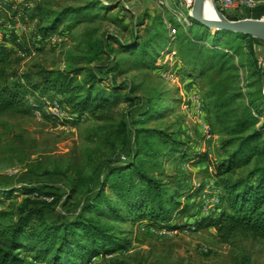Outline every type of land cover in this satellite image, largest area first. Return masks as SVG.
Masks as SVG:
<instances>
[{"label":"trees","instance_id":"1","mask_svg":"<svg viewBox=\"0 0 264 264\" xmlns=\"http://www.w3.org/2000/svg\"><path fill=\"white\" fill-rule=\"evenodd\" d=\"M99 5L98 0H87L77 8H65L44 31L54 29L66 17L74 20L70 28L79 23L88 24L99 18L93 12ZM193 27L176 36L175 42H179L182 63L192 74L207 78L206 112L210 127L219 135L211 177L222 191L223 209L215 220H207V227L213 229L217 242L222 245H231L235 238L264 243V97L259 90L245 101L240 90L226 84L229 80L232 83L238 80L239 67L230 64L232 57L216 44V38L227 36L251 43L259 40L216 31L211 43L214 47L205 49L199 43L204 42L206 31L197 28L192 36ZM96 33L95 29L84 27L79 35L85 43L86 65L68 64L63 71L38 67L21 76L15 72L10 74L9 54H0V116L26 115L27 93H52L61 96L62 106L72 114H89L94 122L82 141L85 161L50 172L69 184L68 198L80 194L78 215L71 222L52 225L43 214L46 204L28 198L17 206L12 204L10 209L0 210V264H28L21 258L23 253L32 254L36 263L81 264L99 254L120 250L124 245L118 244L114 227L108 222L122 225L140 222L173 232L184 229L170 224L174 214L176 217L186 213L178 199L182 183L172 184L171 177L156 160L160 156L165 161L192 156L194 160L207 161L206 155L189 150L179 132L170 126L133 128L163 113L158 109L161 99L158 92L137 95L138 86L125 77L132 68L150 69L152 59L146 49L154 38L138 44L139 51L124 53L125 44L105 34L93 38ZM107 41L117 46L112 48ZM93 63L96 64L92 66ZM188 77L191 76L188 74ZM120 106L123 108L117 110ZM134 110L140 112L133 115ZM130 137L133 148L129 159L117 165L112 158L128 149ZM107 189L112 196H106ZM36 191L23 189L21 193L28 196ZM204 223L199 227H204ZM148 258L147 252L139 251L126 260L112 258L108 262L145 264ZM234 263L249 264V261L240 257Z\"/></svg>","mask_w":264,"mask_h":264},{"label":"rangeland","instance_id":"2","mask_svg":"<svg viewBox=\"0 0 264 264\" xmlns=\"http://www.w3.org/2000/svg\"><path fill=\"white\" fill-rule=\"evenodd\" d=\"M86 1L0 0V54H9L10 74L15 72L21 76L38 67L63 71L68 64L86 65L85 43L79 36L84 27L97 31L93 38L105 34L125 44L124 53L139 51L138 44L154 38L146 49L152 59L150 69L132 68L125 77L138 86L137 95L158 92L161 98L158 109L163 113L157 119L136 124L133 128L164 129L170 126L171 130L179 132L189 150L200 156L206 155L207 161L194 160L192 156L169 161L160 156L156 160L171 177L172 184L182 183L178 199L186 213L176 217L174 214L170 224L184 226L183 230L173 232L140 222L134 225L108 222L114 227L118 244L124 247L99 254L81 264H109L112 258L126 260L139 251L149 254L145 264H235V259L240 257H246L249 264H264L262 241L235 238L231 245H222L217 242L213 229L207 227V220H215L223 209L220 203L222 191L211 177L219 135L210 127L206 112L207 78L192 74L182 63L179 42H175L176 36L194 26L192 36L197 28L206 31L207 36L199 46L214 47L211 43L216 32L192 20L195 0H98L100 5L93 12L99 18L70 28L74 20L66 17L54 29L44 31L61 10L77 8ZM212 5L217 17L228 22H264V0H212ZM107 42L112 48L117 46ZM216 44L232 57L230 64L239 67L235 84L230 80L226 84L240 90L245 101L259 90L263 95L264 43L227 36L216 38ZM61 100L60 95L52 93H27L26 115L0 116V199L3 201L0 210L10 209L12 204L17 206L28 198L46 204L43 214L52 225L71 222L78 215L82 202L80 194L68 198L69 184L50 172L85 161L82 141L85 131L94 122L89 114H72L62 106ZM139 112L134 110L132 114ZM132 144L130 137L128 149L118 152L112 161L117 165L126 163ZM161 180L165 182L164 177ZM23 189L37 191L25 196L21 193ZM111 193L107 189L106 196H112ZM201 222H206L204 227H199ZM21 258L28 264H43L36 263L30 253L21 254ZM127 261L130 263L131 258Z\"/></svg>","mask_w":264,"mask_h":264},{"label":"water","instance_id":"3","mask_svg":"<svg viewBox=\"0 0 264 264\" xmlns=\"http://www.w3.org/2000/svg\"><path fill=\"white\" fill-rule=\"evenodd\" d=\"M204 3L209 4V6L211 5L212 10L214 11L212 0H195L194 8L192 11V20L194 22L201 24L205 28L215 32L225 31L235 34H241L246 37H250L252 39L259 40L264 43V30L261 28L254 27L251 25H246L244 24V22H228L222 18L221 19L223 21H220L217 19L216 14H214V18L212 19L202 18L198 12V8L200 7V5H203Z\"/></svg>","mask_w":264,"mask_h":264},{"label":"bare ground","instance_id":"4","mask_svg":"<svg viewBox=\"0 0 264 264\" xmlns=\"http://www.w3.org/2000/svg\"><path fill=\"white\" fill-rule=\"evenodd\" d=\"M198 12L201 15V17L205 19H212L214 18V14H215L214 11L212 10L211 5L209 6V4L207 3L200 5V7L198 8ZM217 19L220 21H223L220 17H217ZM244 24L258 27L264 30V22L260 20L247 21V22H244Z\"/></svg>","mask_w":264,"mask_h":264},{"label":"built area","instance_id":"5","mask_svg":"<svg viewBox=\"0 0 264 264\" xmlns=\"http://www.w3.org/2000/svg\"><path fill=\"white\" fill-rule=\"evenodd\" d=\"M187 2H191V0H186ZM193 1V0H192ZM186 22V24H187V21H185Z\"/></svg>","mask_w":264,"mask_h":264}]
</instances>
